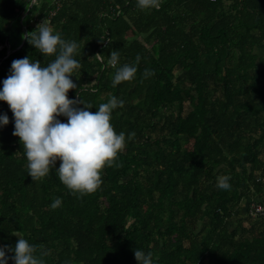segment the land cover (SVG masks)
I'll return each instance as SVG.
<instances>
[{
	"label": "trees",
	"instance_id": "1",
	"mask_svg": "<svg viewBox=\"0 0 264 264\" xmlns=\"http://www.w3.org/2000/svg\"><path fill=\"white\" fill-rule=\"evenodd\" d=\"M160 4L0 0V90L14 60H54L21 39L46 19L79 46L68 98L78 93L92 112L110 96L122 100L111 124L126 137L122 166L105 167L101 187L78 199L60 182L59 161L40 181L28 176L0 101L9 120L0 127V248L24 238L44 264H138L136 249L153 264H264V213H251L264 210V0ZM124 64L137 73L113 87ZM145 69L154 75L145 79ZM219 176L229 190L217 188Z\"/></svg>",
	"mask_w": 264,
	"mask_h": 264
},
{
	"label": "clouds",
	"instance_id": "2",
	"mask_svg": "<svg viewBox=\"0 0 264 264\" xmlns=\"http://www.w3.org/2000/svg\"><path fill=\"white\" fill-rule=\"evenodd\" d=\"M160 0H137V7L146 11L159 9ZM36 51L45 58L54 60L42 66L39 60L33 62L29 57L14 60L10 75L3 81L0 101L5 102L14 116L13 136L19 138L27 159L28 176L32 181H40L56 169L60 182L69 192L82 198L95 193L102 184L101 173L105 167H121L115 163L118 153L126 146L125 133L117 134L111 124V114L117 107H123V101L110 96L106 103H101L97 111L92 112V105L85 104L77 93V99H69L68 93L77 89L71 77L82 66L74 59L78 44L64 40L54 34L45 19L36 30L22 34ZM120 53L112 50L108 63L116 68ZM95 57H101L97 54ZM136 64L141 57L137 54ZM137 73L135 65L124 64L117 68L113 78V87L122 82L131 81ZM154 75L148 69L143 77ZM66 117L67 123L58 117ZM6 114L0 116V127L8 125ZM135 133L128 134L132 139ZM228 176L217 177V188L229 190ZM62 200L56 198L50 207L54 210L61 206ZM40 256L49 252L43 249ZM37 249L24 238H18L13 248H0V264H44L43 259L35 255ZM13 253L11 256L6 253ZM135 259L138 264H153L152 253L136 249Z\"/></svg>",
	"mask_w": 264,
	"mask_h": 264
},
{
	"label": "built area",
	"instance_id": "3",
	"mask_svg": "<svg viewBox=\"0 0 264 264\" xmlns=\"http://www.w3.org/2000/svg\"><path fill=\"white\" fill-rule=\"evenodd\" d=\"M251 213L252 215H256L258 213H264V210L260 206H253L251 207Z\"/></svg>",
	"mask_w": 264,
	"mask_h": 264
},
{
	"label": "rangeland",
	"instance_id": "4",
	"mask_svg": "<svg viewBox=\"0 0 264 264\" xmlns=\"http://www.w3.org/2000/svg\"><path fill=\"white\" fill-rule=\"evenodd\" d=\"M257 53H260V52H259V51H257ZM187 147H188V145H187ZM253 201H254L253 199H251V200H250V202H253ZM245 225H246V224H245Z\"/></svg>",
	"mask_w": 264,
	"mask_h": 264
},
{
	"label": "water",
	"instance_id": "5",
	"mask_svg": "<svg viewBox=\"0 0 264 264\" xmlns=\"http://www.w3.org/2000/svg\"><path fill=\"white\" fill-rule=\"evenodd\" d=\"M5 56H7V55H5Z\"/></svg>",
	"mask_w": 264,
	"mask_h": 264
}]
</instances>
